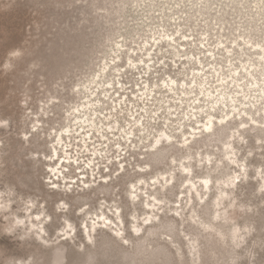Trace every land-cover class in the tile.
I'll use <instances>...</instances> for the list:
<instances>
[{
	"label": "rangeland",
	"instance_id": "374dc122",
	"mask_svg": "<svg viewBox=\"0 0 264 264\" xmlns=\"http://www.w3.org/2000/svg\"><path fill=\"white\" fill-rule=\"evenodd\" d=\"M263 57L264 0H0V264H264ZM203 81L240 94L213 134L200 128ZM92 92L103 124L85 146L73 110ZM162 132L173 142L154 150ZM66 146L79 164L59 181L53 150ZM183 167L211 191L196 193Z\"/></svg>",
	"mask_w": 264,
	"mask_h": 264
},
{
	"label": "bare ground",
	"instance_id": "6f19581e",
	"mask_svg": "<svg viewBox=\"0 0 264 264\" xmlns=\"http://www.w3.org/2000/svg\"><path fill=\"white\" fill-rule=\"evenodd\" d=\"M166 39V38H165ZM166 41V40H165ZM176 42L174 39H171V38H169L168 40H167V42ZM155 45L157 46V47H159L160 46V43H155ZM155 46V47H156ZM148 47V46H147ZM153 48H154V46H153ZM173 48V47H172ZM119 51H121V49H119ZM151 51L152 50H150L149 52H148V58L150 59V61H153V59H151V57H153L150 53H151ZM159 51H161V50H159ZM254 51H255V49H254ZM153 53V52H152ZM179 53V52H178ZM228 53H229V51H228ZM154 58V57H153ZM119 60H120V58H118ZM263 61H264V57H263V59H262ZM130 61V63L133 65V68L136 66L135 65V63L133 62V61H131V60H129ZM200 62V61H199ZM155 63V62H154ZM201 63V62H200ZM142 64H144V65H146L147 66V63H145L144 61H142ZM115 65V64H114ZM139 65V64H138ZM150 65H153V64H151L150 63ZM148 66L147 68L151 71V66ZM252 65V64H251ZM154 66V65H153ZM201 66V65H200ZM108 69H110V67L109 66H106V68L104 69V71H107ZM153 69V68H152ZM154 70V69H153ZM243 71L245 72V73H247L250 77H253V73L252 72H249V69H245V68H243ZM231 72V71H230ZM197 73V72H196ZM195 73V74H196ZM107 74V73H106ZM119 74H120V72H119ZM194 74V73H193ZM192 74V75H193ZM194 74V75H195ZM204 74V73H203ZM246 74V75H247ZM263 76V75H262ZM204 77V76H203ZM202 77V78H203ZM242 77V74H241V70H240V72L238 71V70H235V72H233V83H235V86H236V88H237V92H239V93H243V98H245V100H247V97H246V95L244 94L245 92H244V88L242 87V84H240L239 83V79ZM194 79H196V78H194ZM243 79V78H242ZM241 79V80H242ZM97 80V79H96ZM227 80V79H226ZM170 82H168V83H164V88L163 89H165V91H167L168 93H171V94H174V95H178V90L180 89V84L179 83H177V81H175V80H173V79H171V80H169ZM232 82V81H231ZM97 83V82H96ZM193 83V82H192ZM208 82L207 81H203V82H200L197 86L200 88V94H203L204 95V98L205 99H207L208 101H210L211 103H212V107H210L209 109H208V111H209V113H207V112H204V110L203 109H201L200 107L199 108H197V107H195L194 109H193V111H192V118H196L197 117V115L198 114H200V115H204L205 113H207V114H205L206 116H207V118L206 119H208V122H207V124H204V125H202V126H200V128L201 127H203L204 128V132L205 133H207V134H213L214 133V130L216 129V125H218V124H220V125H225L230 119H231V116H232V114L235 116L236 115V113L237 112H239V109L237 108V103H239V100H238V97H239V93H236V92H233L232 94H237V96L236 95H232L231 93H227V92H225V88L223 89L222 87L220 88V89H216V90H214V89H207V86H208V84H207ZM122 86H123V84L122 83H120ZM119 84V85H120ZM225 84V83H224ZM228 84V83H227ZM264 84V83H263ZM97 85V84H96ZM120 85V86H121ZM234 85V84H233ZM183 86V85H182ZM222 86L224 87V85H223V83H222ZM256 86L257 87H259L258 86V84H256ZM153 87H155V89H159V87L157 86V85H155V86H153ZM153 87H149V85H147V87H146V91L145 92H141L140 93V96L142 97V99L143 98H146V100H151V101H153L154 99H155V97H156V95H157V93H156V90H154V88ZM234 87V86H233ZM111 89H113L114 90V87H113V84L111 83V84H109V86H108V89H106L105 91H104V94L107 96V94H110V90ZM123 89V88H122ZM187 89V88H186ZM193 89V88H192ZM195 89V88H194ZM161 90H162V88H161ZM189 90V89H188ZM248 90L251 92V91H256L255 90V87L253 86V88H248ZM86 91L87 92H89V91H91V90H89L88 88L86 89ZM159 91V90H158ZM190 91V90H189ZM236 91V90H235ZM192 92V91H191ZM95 93V92H94ZM94 93L92 92V95L90 96V97H87V102L84 104V105H82V106H79V107H77V108H75L74 110H73V115H74V120H75V126L73 127V129L75 128V130H74V132H75V134L77 135V134H79V136L80 137H83V144L85 145V146H87V144H88V142H87V139L89 138L90 140H91V137H90V135H88V133L89 132H91V131H97L98 133H100V129H99V124L97 123V121L98 120H100L99 119V117H98V108L100 107V105H101V101L100 100H90L92 97H94ZM249 93V92H248ZM261 93H263L264 94V89L262 88V90H261ZM184 94H187L188 95V93H184ZM173 95V96H174ZM110 96V95H109ZM193 97V96H192ZM194 97H196V96H194ZM106 98V97H105ZM180 98V97H179ZM190 98V97H189ZM112 99V98H111ZM163 99V98H162ZM201 100V99H200ZM144 101V100H143ZM155 101H158V99H156ZM173 102V101H172ZM147 103H149V102H147ZM169 103V102H168ZM195 103V102H194ZM207 103V102H206ZM210 103V104H211ZM162 104V103H161ZM192 105V104H191ZM196 105V104H195ZM166 106V105H165ZM240 106V105H239ZM238 106V107H239ZM241 106H244V104H242L241 103ZM250 106V105H249ZM220 107H225L226 109H229V107H230V109L232 108L233 110H231L232 112H228L227 114H226V116L225 117H222L221 119H218V118H216L215 116H214V112L216 111V109L217 108H220ZM245 107V106H244ZM252 107V106H251ZM184 108V107H183ZM121 109V108H120ZM159 110V109H158ZM201 110V111H200ZM242 110V109H241ZM240 110V111H241ZM142 111V110H141ZM160 111V110H159ZM174 111V110H173ZM145 113V112H144ZM168 113H169V111H168ZM245 113V112H244ZM146 114H147V112H146ZM155 115V114H154ZM170 115V114H169ZM240 115V114H239ZM239 115H237V116H239ZM247 115V114H246ZM146 116V115H145ZM158 117V116H157ZM191 117V116H190ZM241 117V116H240ZM104 119H105V117H103ZM146 118H148V117H146ZM186 118H188V117H186ZM136 119V118H135ZM176 119V118H175ZM191 119V118H190ZM107 120V119H106ZM184 120V119H183ZM189 120V119H188ZM109 121V120H108ZM151 121V120H150ZM99 122V121H98ZM155 122V121H154ZM100 123H102L101 122V120H100ZM186 123V122H185ZM197 123H199V124H201L200 122H197ZM103 124V123H102ZM146 124V123H145ZM183 124H184V122H183ZM183 124H182V127H183ZM228 124V123H227ZM138 125H140L141 127L142 126H144V123L143 122H141V120H137V126ZM219 125V126H220ZM149 126V125H148ZM68 129L66 130V131H64V132H61V133H59L58 134V146H61L62 144H64L63 142H64V136L65 137H67V139H69V141H71L70 140V137L72 136V135H74V132L71 130V128H69V127H67ZM79 128V129H78ZM86 129H89V131H87L86 133H84V131L86 130ZM108 129V131H109V129L110 128H107ZM199 130V129H198ZM198 130H196V129H192V131H193V135H191V137H190V139H196L197 138V136H195V135H199L200 134V132L198 131ZM103 131V130H102ZM181 131V130H180ZM198 131V132H197ZM105 132V131H104ZM95 133V132H94ZM106 133V132H105ZM123 133H125L126 134V136L127 137H130V135L132 134V133H127V132H123ZM101 134V133H100ZM103 134V133H102ZM206 134V135H207ZM107 135V134H106ZM203 135V134H202ZM87 136H88V138H87ZM134 136V135H133ZM186 135L184 134V137H185ZM192 136H193V138H192ZM103 138L105 137V136H102ZM148 137V136H147ZM102 138V139H103ZM131 138V137H130ZM130 138H129V140H130ZM199 138V137H198ZM185 139V138H184ZM106 140V139H105ZM165 141V142H167L168 144L170 143L171 144V142H173V139H172V137H171V135H169L167 132H162V135H158V138L155 140V144H156V147H154L153 146V148H154V150L155 149H157V148H160L163 144H162V141ZM188 140H189V137H188V139H186L185 140V146H188L189 144H190V142H188ZM154 144V145H155ZM89 145V144H88ZM62 148V147H61ZM66 148V149H65ZM152 148V149H153ZM68 149V146H66V147H63V155H62V157H59V154H58V148H54V155H55V157H56V159L58 158L59 160H58V162L60 163H58L57 165H55V167H53V168H51V170H52V173H54V176L55 177H57V180H59L60 181V178H62L64 181L66 180V177H65V175H64V171H68V169H66L67 167H69L71 164L72 165H77L78 166V164H79V161L78 160H73V158L70 156V154H69V149ZM120 149V148H119ZM95 153V152H94ZM101 155V154H100ZM53 158V157H52ZM230 159H232L231 157H230ZM73 160V161H72ZM57 161V160H56ZM232 163L233 164H235V165H237V162H236V160H234V159H232ZM59 165V166H58ZM69 165V166H68ZM93 165V164H92ZM58 166V167H57ZM50 170V171H51ZM183 174L186 176V177H188V182H189V184H190V186H191V188L196 192V193H199V190H198V186H197V183H199L200 184V186L204 189V190H206V191H209L210 190V185H211V181L210 180H205V179H203V180H198V182H195L194 181V178H193V174H192V170L191 169H189V168H186V167H183ZM163 178V177H162ZM238 179V177L237 178H234V179H232L231 180V183L232 184H234L235 182H236V180ZM175 180V178H173L172 176L170 177V180H167V184H172L173 183V181ZM105 181H107V180H104V182ZM67 182V181H66ZM158 182V181H157ZM52 183H54V182H52ZM159 183V182H158ZM54 184H56V183H54ZM169 184V185H170ZM212 186V185H211ZM228 186V185H227ZM60 187V186H59ZM86 188H88L89 189V186H87L86 185ZM85 188V189H86ZM132 190L135 192V193H138L139 191H141V189H139V188H137L136 186H132ZM211 191V190H210ZM135 196L136 194H132V196ZM135 198V197H134ZM136 198H138V196L136 195ZM36 219V218H35ZM40 219V218H39ZM39 219H37V220H39ZM106 221H109V223H112V221H110L109 219H105V223L104 224H106ZM93 222V221H92ZM121 222V221H120ZM97 225L98 224H96V223H92L91 224V226H88L87 225V223L84 225V229H85V231L86 232H88L89 234H90V232L91 231H96L97 230ZM72 229V228H71ZM74 228L72 229V231L70 232V233H67L66 235L67 236H69V237H71V234H72V232H74ZM45 230H43L42 232H44ZM87 233V234H88ZM74 234L76 235L77 234V232L75 231L74 232ZM74 235V236H75ZM90 236V235H89ZM90 238V237H89Z\"/></svg>",
	"mask_w": 264,
	"mask_h": 264
},
{
	"label": "flooded vegetation",
	"instance_id": "af4514ba",
	"mask_svg": "<svg viewBox=\"0 0 264 264\" xmlns=\"http://www.w3.org/2000/svg\"><path fill=\"white\" fill-rule=\"evenodd\" d=\"M110 69H111V68H110ZM116 70H117V68H116ZM119 72H120V70L118 69V70H117V73L119 74ZM120 73H121V72H120Z\"/></svg>",
	"mask_w": 264,
	"mask_h": 264
}]
</instances>
